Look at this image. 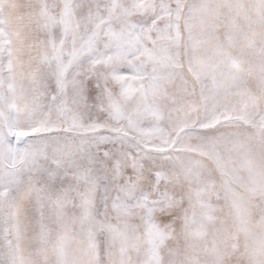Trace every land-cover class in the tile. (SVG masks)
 Instances as JSON below:
<instances>
[{
    "label": "snow or ice",
    "instance_id": "obj_1",
    "mask_svg": "<svg viewBox=\"0 0 264 264\" xmlns=\"http://www.w3.org/2000/svg\"><path fill=\"white\" fill-rule=\"evenodd\" d=\"M0 264H264V0H0Z\"/></svg>",
    "mask_w": 264,
    "mask_h": 264
}]
</instances>
